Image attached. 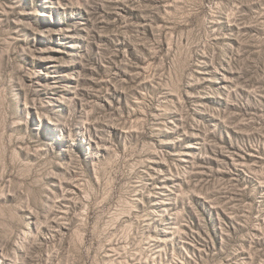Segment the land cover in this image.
Segmentation results:
<instances>
[{
	"label": "rangeland",
	"instance_id": "374dc122",
	"mask_svg": "<svg viewBox=\"0 0 264 264\" xmlns=\"http://www.w3.org/2000/svg\"><path fill=\"white\" fill-rule=\"evenodd\" d=\"M0 264H264V0H0Z\"/></svg>",
	"mask_w": 264,
	"mask_h": 264
}]
</instances>
